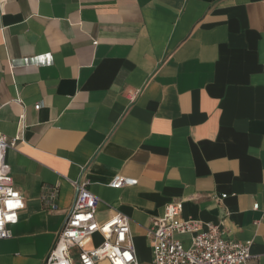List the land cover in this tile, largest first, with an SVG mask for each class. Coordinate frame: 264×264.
<instances>
[{"label":"crops","instance_id":"1","mask_svg":"<svg viewBox=\"0 0 264 264\" xmlns=\"http://www.w3.org/2000/svg\"><path fill=\"white\" fill-rule=\"evenodd\" d=\"M0 132L24 199L0 264H44L80 180L139 264L175 201L264 264V0H0Z\"/></svg>","mask_w":264,"mask_h":264},{"label":"built area","instance_id":"2","mask_svg":"<svg viewBox=\"0 0 264 264\" xmlns=\"http://www.w3.org/2000/svg\"><path fill=\"white\" fill-rule=\"evenodd\" d=\"M34 107L38 109L40 104ZM22 128L20 118L15 138L20 136ZM9 145L6 136L0 132V239L10 236V226L18 221V212L24 208L23 196L14 187L11 168L5 158ZM136 183V178L115 174L108 185L121 188ZM73 185L75 198L44 264H139L130 235L129 218L115 213L105 221L97 220L95 211L99 199L87 189V180ZM257 206V203L253 204L254 208ZM181 210V201L167 203L163 214L154 218L146 230L151 241V264L249 262L250 240H229L224 237L220 224L181 218ZM95 233L101 235L102 241L86 248L87 241ZM176 234H189V245L183 246Z\"/></svg>","mask_w":264,"mask_h":264}]
</instances>
